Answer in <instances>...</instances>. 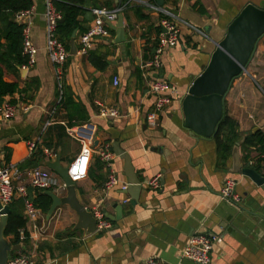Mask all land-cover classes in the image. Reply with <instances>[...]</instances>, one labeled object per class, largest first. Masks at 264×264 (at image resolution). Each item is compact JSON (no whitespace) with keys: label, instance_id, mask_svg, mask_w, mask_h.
<instances>
[{"label":"crops","instance_id":"obj_1","mask_svg":"<svg viewBox=\"0 0 264 264\" xmlns=\"http://www.w3.org/2000/svg\"><path fill=\"white\" fill-rule=\"evenodd\" d=\"M33 1L24 23L37 48L36 61L28 70L20 69L18 76H5L7 81L18 78L23 91L5 98L16 111L10 118L0 115V166L10 163L25 172L38 162L35 168L56 173L46 161L60 158L66 166L82 151L81 141L68 128L92 126L93 150L109 145L114 151L118 142L130 154L143 189L133 204L131 195L120 186L106 188L111 169L121 181L128 182L124 160L114 152L111 168L93 151L88 176L76 183V193L93 214L104 212L111 228L86 234L77 228L79 215L70 205L57 207L51 217L38 208L37 218H27L29 238L19 243L18 252L29 254L35 264H144L151 256L172 264H198L184 259L182 251L193 235L207 233L223 239L214 244L210 264H264V190L237 170L233 157L237 151L244 168L250 167L247 160L253 163L261 156L255 148L246 151L242 142L249 133L264 132V34L246 71L234 79L225 97V109L239 122L241 132L230 156L225 160L219 156L214 137L204 138L184 127L181 103L232 20L248 3L264 6V0H164L163 5L158 0H128L122 13L125 40L116 42L117 32L108 24L110 35L99 39L91 50L105 56L103 69L94 65L88 54L79 53L84 32L77 31L78 52L71 55L68 49L63 93L65 90L75 106L71 114L83 121L70 117L67 106L61 103L63 94L47 50L46 2ZM106 1L91 3L87 13L79 17L86 31L96 18L94 8H106ZM114 1L117 4L120 0ZM147 2H156L199 29L181 27L180 42L164 50L163 66L150 76L144 75L141 64L154 53L161 20L166 16L148 7ZM115 78L119 79L117 85ZM156 78L175 85L178 93L158 115V124L152 126L148 115L154 109L155 96L149 85ZM103 107L115 108L119 115L104 117ZM30 141L37 143L34 159ZM254 169L264 173V166ZM158 174L161 186L153 189L149 181ZM229 178L236 180L241 197L237 205L221 198ZM26 186L27 190L34 187L28 181ZM51 191L67 195V187L55 186Z\"/></svg>","mask_w":264,"mask_h":264},{"label":"built area","instance_id":"obj_2","mask_svg":"<svg viewBox=\"0 0 264 264\" xmlns=\"http://www.w3.org/2000/svg\"><path fill=\"white\" fill-rule=\"evenodd\" d=\"M56 0H45L46 11L45 21L47 26V50L50 60L54 65L55 75L60 89V95L63 94V80H64V64L69 57V50L66 45L57 36V24L62 18L61 12L55 7ZM148 7L163 13L166 17L161 20V28L159 36V43L154 53L141 64V69L145 76H150L152 73L158 71L162 66V55L167 47H175L180 42L181 27L188 26L193 30L199 31L191 23L174 15L171 11L156 2H147ZM125 6H117L113 9L108 8H94L96 18L91 27L85 31L79 39V53L88 54L95 46L99 39H104L110 35L108 22H116L120 14L123 13ZM31 9L22 11L16 15L18 21H23L26 17H30ZM23 51L28 56V62L22 65L21 69L28 70L36 61L37 48L30 39L29 28L26 24L24 29V43ZM119 79L115 78L114 84L117 85ZM150 92L155 96V103L153 111L148 115V121L152 126L158 124V115L163 113L172 102V96L178 93V88L172 85L169 81L163 78H156L150 81ZM16 106L9 101H4L0 105V115L5 118H10L15 114ZM53 112V111H52ZM101 115L104 117H117L119 111L115 108L103 107ZM51 121V120H50ZM49 121V122H50ZM69 133L82 143L81 153L70 163L68 175L74 182H79L87 178L90 168V161L93 153L91 143L93 142V134L95 127L88 126L85 129L78 127H69ZM29 148L31 152L36 149L37 143L30 141ZM45 152L50 154V150ZM107 166L112 168L113 160L116 157L114 151L109 145L95 150ZM27 181L34 187L41 190H51L55 186L66 188L67 185L57 173L34 168L29 171H21L16 166L8 163L0 166V202L3 205H10L17 197L25 199V215L28 219H35L39 215L38 208L34 203L27 199L28 190ZM128 182H123L117 176L114 169H111L105 187L110 189L120 186L126 192L128 189ZM149 186L153 189H158L161 186V175H156L149 181ZM221 198L231 205H237L241 197L236 192V180L229 178L226 180L222 190ZM129 202V198L124 200ZM97 220V229L99 231L110 229L111 221L106 217V214L98 210L94 214ZM97 230V231H98ZM28 238L25 229L20 230V239L25 241ZM223 239L218 235H209L207 233H198L193 235L187 245L182 251V257L194 261L198 264H210L211 252L215 243L222 242ZM8 264H35L34 260L29 254L20 252L12 257H9ZM144 264H172L154 256L148 257Z\"/></svg>","mask_w":264,"mask_h":264},{"label":"water","instance_id":"obj_3","mask_svg":"<svg viewBox=\"0 0 264 264\" xmlns=\"http://www.w3.org/2000/svg\"><path fill=\"white\" fill-rule=\"evenodd\" d=\"M158 3L163 5L164 0H158ZM108 24L117 32L116 42L124 41L123 14L119 15L115 24L112 22ZM76 34L77 30L71 36V55H76L78 52ZM263 34L264 6L248 3L229 24L224 37L217 43L207 66L195 77L188 93L182 97L183 125L193 134L204 138L215 136L223 117L226 94L234 79L246 71ZM98 142V139H95V144ZM114 145V152L124 160V174L129 184L126 192L131 195L132 203L136 204L143 184L136 173L130 154L120 147L118 142ZM233 157L237 170L250 177L264 190V173H259L251 167L242 168L237 151L233 152ZM38 165L37 162L33 167H38ZM45 165L60 175L67 185V195L64 197L51 190L44 191L53 200L48 217H51L57 207L67 204L79 215L77 228L84 229L86 234L97 232V220L94 214L79 201L76 182L72 181L68 175L70 164L64 166L60 158H57L55 161H46ZM10 212V205H3L0 202V264H8L10 252L21 248V244H13L4 234Z\"/></svg>","mask_w":264,"mask_h":264},{"label":"trees","instance_id":"obj_4","mask_svg":"<svg viewBox=\"0 0 264 264\" xmlns=\"http://www.w3.org/2000/svg\"><path fill=\"white\" fill-rule=\"evenodd\" d=\"M93 2L99 5L98 0L55 1L56 9L62 14V18L57 24V36L66 45L67 49H70L71 36L75 30L81 33L86 31V29L81 26L79 17L87 13L88 6ZM127 2L128 0H120L115 4L114 0H107L103 5L106 8H113L115 6H128ZM33 4V0H0V105L4 103L7 96H12L23 91L20 87L18 78L16 81H7L5 76L8 73H14L18 76L22 65L28 62V56L23 51L24 29L26 24L23 21H18L16 15L22 11L31 9ZM88 55L92 63L98 68L103 69L107 65L105 56L101 55L99 50L90 51ZM13 103H17V101L14 100ZM61 103L67 106L70 117L83 121V119H79L77 115L71 114V110L75 106H73V102L71 98L67 96L65 90ZM240 138L241 132L239 122L228 114L224 106L223 117L219 123L218 131L214 136L217 142L219 156L223 160L232 154ZM242 147L246 151L255 148L261 155L257 161L253 163L247 160V166L257 169L264 166L263 131L258 129L247 134L242 142ZM32 155L34 159L36 153L34 152ZM6 157L9 159L7 155ZM44 191L45 190L29 186L27 199L32 201L34 205L40 208L44 213H47L51 207L52 198ZM10 207L11 212L4 234L6 237H10L13 244H19L22 242L20 239V230H27V217L24 211L25 199L21 197L15 199L10 204ZM26 234L29 238V233L27 231ZM18 251L19 250L11 251L9 257L20 253Z\"/></svg>","mask_w":264,"mask_h":264}]
</instances>
